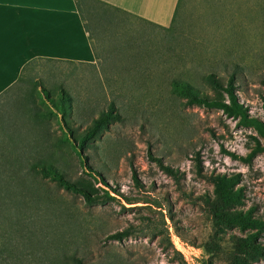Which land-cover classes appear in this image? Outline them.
Returning <instances> with one entry per match:
<instances>
[{"label":"rangeland","instance_id":"1","mask_svg":"<svg viewBox=\"0 0 264 264\" xmlns=\"http://www.w3.org/2000/svg\"><path fill=\"white\" fill-rule=\"evenodd\" d=\"M126 25L105 35L110 59L100 68L37 62L0 96V196L7 185L12 196L0 200V248L11 250L3 264L19 256L25 264H228L203 245L213 234L243 240L251 231L212 229L202 203L214 197L203 178L211 174L237 175L235 209L264 220V151L245 160L263 139L221 109L187 104L171 86L186 82L228 103L207 76L226 87L234 74L235 96L264 125V0H183L168 31ZM122 65L133 69L113 68ZM35 86L37 118L26 101ZM60 89L70 97L64 115ZM110 107L116 119L80 149ZM157 160L178 170L179 182ZM36 163L81 182L95 202L27 175ZM256 242L264 245V228ZM250 263L264 264V254Z\"/></svg>","mask_w":264,"mask_h":264},{"label":"crops","instance_id":"2","mask_svg":"<svg viewBox=\"0 0 264 264\" xmlns=\"http://www.w3.org/2000/svg\"><path fill=\"white\" fill-rule=\"evenodd\" d=\"M178 2L78 0L77 6L75 0H2L0 94L16 83L22 69L32 61L100 68L99 63L110 59L104 46L112 24L119 22L124 29L128 22L140 28L169 29L176 17ZM113 68L133 69L123 65Z\"/></svg>","mask_w":264,"mask_h":264},{"label":"trees","instance_id":"3","mask_svg":"<svg viewBox=\"0 0 264 264\" xmlns=\"http://www.w3.org/2000/svg\"><path fill=\"white\" fill-rule=\"evenodd\" d=\"M75 2L78 6V0H75ZM182 3L183 0H179L176 8V16L179 8L182 6ZM175 19L176 17H174L172 25L175 22ZM171 27L169 29L162 30L168 31L171 29ZM35 63H37V61L29 62L22 69L20 77L18 78L16 83L5 90L2 94L21 83H25L27 81V78L29 77V72L32 70V67L35 65ZM234 80L235 75L233 74L229 77L226 87H224L214 75L210 74L209 76H207V81L214 87L217 93H219L220 90L227 93L229 99L228 103L218 97H209L207 95H204L200 93V91L196 87L186 82L173 81L171 86L175 92L186 99V103L189 105L194 104L199 106L218 108L228 116L238 118V123L240 125L254 128L258 135L263 139L264 143V125L256 118L251 117L246 107H244V105L238 101L234 93ZM35 90L36 86L29 92L26 101L30 106L31 111L33 112V116L37 118V113L35 112ZM42 93L46 98H52V96H48V94L50 95V91L48 89L43 88ZM2 94H0V96ZM69 100L70 97L62 89H60V102L57 107L63 113V115L66 113V105ZM113 114L114 113L112 111V108L110 107L107 112H103L100 115V117L94 122L92 128H90L83 136H80L78 141L80 149H83L88 140L94 138L100 133L102 129L106 128L109 122H112L116 119ZM260 151H264V146H261L257 141L255 147L252 149L251 153L248 155V158H246L245 160L248 162L256 152ZM157 162L168 175L174 178L176 182H179L178 170H172L171 168L164 166L160 160H157ZM196 166L198 174L202 176L199 165L197 164ZM26 174L31 176L39 174H42V176H49L65 190L82 195L87 203H94L96 200L95 197H93L89 193L86 187L81 184V182H71L65 179L62 174H59L46 163L31 164L29 172ZM203 178L207 179V181H209L213 185L214 197H207L205 199H202V203L209 217L211 227L215 231V233L222 228L230 229L233 227H239L242 230L251 231L243 240L230 238L227 241L221 239L217 241V238H215L213 234L210 237L212 241L211 244L203 245V249L210 254H214L216 257L223 258L228 264H251L250 261L256 254H264V245L256 242L257 236L264 228V220L252 217V212L250 210L244 213L235 209V207L240 204L242 198L241 190L239 188H235L239 181L237 175L228 176L226 174H211L209 176H203ZM23 179L25 180V177H23ZM5 188L7 196H0V200L9 199V201L12 202V196L8 194L9 186L7 185ZM30 199L34 200L33 196ZM31 202L32 201H30V203ZM127 235L128 231L124 230L110 235L109 238L114 240H121ZM3 253H6L8 257H11V250L6 246V244L5 247L3 246L0 248V264H3L2 262H7V259L1 260V256ZM16 264H25L21 256L16 259ZM74 264H83V262L80 259L74 258Z\"/></svg>","mask_w":264,"mask_h":264},{"label":"snow or ice","instance_id":"4","mask_svg":"<svg viewBox=\"0 0 264 264\" xmlns=\"http://www.w3.org/2000/svg\"><path fill=\"white\" fill-rule=\"evenodd\" d=\"M0 4H2V0H0Z\"/></svg>","mask_w":264,"mask_h":264}]
</instances>
